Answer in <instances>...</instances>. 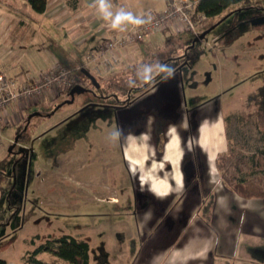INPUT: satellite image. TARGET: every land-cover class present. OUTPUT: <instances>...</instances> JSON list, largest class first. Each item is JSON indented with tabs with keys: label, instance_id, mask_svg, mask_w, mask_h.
Masks as SVG:
<instances>
[{
	"label": "rangeland",
	"instance_id": "obj_1",
	"mask_svg": "<svg viewBox=\"0 0 264 264\" xmlns=\"http://www.w3.org/2000/svg\"><path fill=\"white\" fill-rule=\"evenodd\" d=\"M262 16L264 0H241L220 13L194 17V31L139 42L132 52L135 62L123 74L98 76L86 63L99 86L76 72L85 90L45 97L27 108L24 118L3 125L0 258L23 261L34 245L67 233L89 242V264H136L148 244L175 236L179 222L169 225L164 215L158 228L159 216L143 213L146 201L128 173L122 144L147 131L149 123L162 139L168 125L178 122L181 106L180 115L192 116L189 133L198 106L206 103L231 118L237 146L247 152L263 145L255 115L247 111L249 94L264 82V21L252 23ZM36 43L28 54L43 47ZM86 53L84 48L75 58L58 55L56 62L71 69L86 61ZM156 63L174 69L172 75L143 81L138 74L143 66ZM22 66L17 70L35 67Z\"/></svg>",
	"mask_w": 264,
	"mask_h": 264
},
{
	"label": "crops",
	"instance_id": "obj_2",
	"mask_svg": "<svg viewBox=\"0 0 264 264\" xmlns=\"http://www.w3.org/2000/svg\"><path fill=\"white\" fill-rule=\"evenodd\" d=\"M172 1L109 3L113 13L123 8L143 17L166 9ZM33 11L27 0H0V72L8 74L20 66L23 69L22 64H32L35 67H28L27 72L35 73L54 64L58 55L75 58L84 48L89 53L105 38L131 25H124L123 30L112 29L93 7V0H47L43 12ZM173 29L169 26L152 32L120 51L122 62L113 73L130 70L135 62L132 52L139 49V42L152 43L161 35L172 38L180 31ZM37 40L43 47L28 54L29 47L39 44ZM88 53L86 61L75 67L88 63ZM22 69L14 74L25 75ZM34 103L18 102L6 108L4 126L24 118V111ZM182 109H176L179 120L168 125L162 139L156 138V126L149 123L147 131L130 135L122 144L128 173L146 201L143 213L158 215V228L164 215L169 216V225H180L172 238H161L159 233L160 242L144 247L136 264H264V197L247 198L232 191L224 185L216 166L219 153L239 144L237 131L228 125L231 118L210 104L199 105L195 127L187 133L192 116L180 115ZM109 199L115 201L116 196L111 193ZM44 252L36 256L49 262H66L54 255L44 259ZM6 264L29 263L7 260Z\"/></svg>",
	"mask_w": 264,
	"mask_h": 264
},
{
	"label": "built area",
	"instance_id": "obj_3",
	"mask_svg": "<svg viewBox=\"0 0 264 264\" xmlns=\"http://www.w3.org/2000/svg\"><path fill=\"white\" fill-rule=\"evenodd\" d=\"M192 0H173L164 10L149 12L142 18L147 21L143 25H130L123 31L105 38L96 48L88 53V63L98 76L104 75L121 64L120 51L137 41L145 39L150 33L165 27L173 30H195L192 17ZM198 17L205 18L203 14ZM79 76L70 68L59 62L35 73L25 75H7L0 72V145L4 125V110L18 102H33L56 95L64 89L69 90L78 84Z\"/></svg>",
	"mask_w": 264,
	"mask_h": 264
},
{
	"label": "trees",
	"instance_id": "obj_4",
	"mask_svg": "<svg viewBox=\"0 0 264 264\" xmlns=\"http://www.w3.org/2000/svg\"><path fill=\"white\" fill-rule=\"evenodd\" d=\"M192 1H194L192 17L196 18L198 14H203L206 17L220 13L226 7L241 0ZM27 2L34 11L41 13L46 7L47 0H27ZM83 67L87 69V65L81 63L79 67L71 68V70L84 76L81 72ZM247 103V111L255 115L257 129L263 133L264 139V82L259 86L257 92L249 94ZM216 166L224 185L232 191L247 198L264 197V143L247 152L239 146L230 145L226 152L216 156ZM89 250L90 244L86 239L63 233L34 245L32 249L26 251L23 259L29 264H61L57 260L49 262L36 256L38 253L46 251L68 264H89ZM0 264H6V260L0 258Z\"/></svg>",
	"mask_w": 264,
	"mask_h": 264
},
{
	"label": "clouds",
	"instance_id": "obj_5",
	"mask_svg": "<svg viewBox=\"0 0 264 264\" xmlns=\"http://www.w3.org/2000/svg\"><path fill=\"white\" fill-rule=\"evenodd\" d=\"M93 7L98 9L105 21L110 22L112 29L123 30V26L126 24L139 26L147 23V21L142 17L136 16L132 12L126 11L123 8L113 13L111 11V4L109 3V0H93ZM173 71L174 69L167 65L156 63L143 66L142 71L138 74L143 81L148 82L161 73L171 76Z\"/></svg>",
	"mask_w": 264,
	"mask_h": 264
},
{
	"label": "water",
	"instance_id": "obj_6",
	"mask_svg": "<svg viewBox=\"0 0 264 264\" xmlns=\"http://www.w3.org/2000/svg\"><path fill=\"white\" fill-rule=\"evenodd\" d=\"M259 21H264V16H262V17H258V18H256V19H254L253 21H252V23H257V22H259ZM81 72L85 75V76H87L91 81H92V83L93 84H95V86H99V83H98V81L96 80V77L94 76V74H92L88 69H86V68H81ZM86 88H84L83 86H82V84H74L70 89H69V94H71V95H73L74 94V92L75 91H79V90H85Z\"/></svg>",
	"mask_w": 264,
	"mask_h": 264
}]
</instances>
